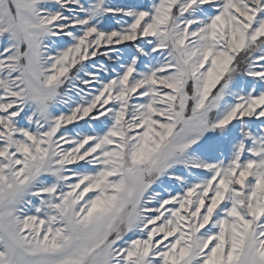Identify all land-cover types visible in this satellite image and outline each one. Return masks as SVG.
Returning a JSON list of instances; mask_svg holds the SVG:
<instances>
[{
	"label": "snow or ice",
	"instance_id": "obj_1",
	"mask_svg": "<svg viewBox=\"0 0 264 264\" xmlns=\"http://www.w3.org/2000/svg\"><path fill=\"white\" fill-rule=\"evenodd\" d=\"M0 264H264V0H0Z\"/></svg>",
	"mask_w": 264,
	"mask_h": 264
}]
</instances>
